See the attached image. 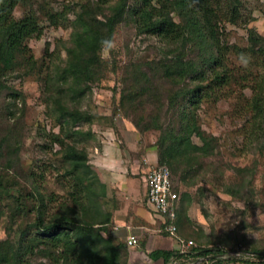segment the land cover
Returning a JSON list of instances; mask_svg holds the SVG:
<instances>
[{
  "label": "rangeland",
  "instance_id": "374dc122",
  "mask_svg": "<svg viewBox=\"0 0 264 264\" xmlns=\"http://www.w3.org/2000/svg\"><path fill=\"white\" fill-rule=\"evenodd\" d=\"M29 1L14 7L12 15L19 18L25 10L31 9L40 26V34L23 40L25 53L17 54L13 68L0 76V110L4 112L0 116V137L6 138L0 149V240L7 239L12 243L19 239L21 230H26L28 236L34 234L30 223L36 216V193L43 197L42 218L45 222L65 208L77 210L69 197L73 184L71 175L83 172L103 184L95 170V159L103 148L102 144L111 151L114 147L119 149L123 157L124 154L129 157L128 160H140L143 152L149 150L154 152L156 160L159 159V130L138 131L131 121L132 115L125 116L118 107L120 90L123 80L127 83L131 79V65H139L152 82L146 63L169 59L180 48L177 42L167 44L158 37L138 33L126 15L114 29L109 47L102 45L96 51L103 68L99 79L81 83L82 92L76 94L66 87L69 79L61 83L58 72L66 61L65 48L70 44L72 31L70 22L79 9L78 5L97 0ZM107 1L103 6L114 3V0ZM45 13L55 14L54 25L49 23ZM239 13L241 21L223 23L220 27L219 40L229 47L225 67L233 77L248 71L250 76H255L263 67L254 63L256 59L248 53L236 51L247 47L248 29L264 37V0H240ZM170 15L178 21L174 12ZM232 46L236 47L234 51ZM184 51L187 53L181 60L193 62L198 70L200 51L191 43L185 45ZM191 78L185 77L180 85L190 87L194 83H203L201 79L192 81ZM159 85L167 87L163 82ZM208 93L205 96L200 93V98L193 100V104L189 103L188 94L184 99L178 97L167 110L162 92L157 122L166 121L169 126L178 128L180 120L176 107H184L187 116L191 115L189 121L202 133L210 148L207 156L200 160V169L192 185L185 186L178 179L179 167L170 171L178 198L183 193L187 195L182 212L186 236L181 237L191 239L197 246H217L223 248L224 255L233 253V256L241 257L245 255L239 249L242 245L234 246L238 239L254 242L257 246L264 244L263 138L259 134L253 140L247 137L248 114L243 110V103L250 95L248 87L231 81ZM54 100L68 109L85 111L96 117L90 122L79 121L71 125L59 116ZM54 134L62 144L83 150L85 160L79 170L73 169L71 163L62 157L65 145L52 141ZM190 140L201 144L193 133ZM127 148L132 151L126 153ZM227 186L237 187L238 195L225 192ZM15 198H19L21 209L9 219ZM96 200L100 209L108 213L105 193ZM230 246H233L232 250L227 251ZM30 258L31 255L26 254L23 259ZM29 261L50 264L40 256Z\"/></svg>",
  "mask_w": 264,
  "mask_h": 264
},
{
  "label": "trees",
  "instance_id": "16d2710c",
  "mask_svg": "<svg viewBox=\"0 0 264 264\" xmlns=\"http://www.w3.org/2000/svg\"><path fill=\"white\" fill-rule=\"evenodd\" d=\"M29 2V0H0V76L13 68L17 54L25 53L23 40L28 37H38L40 34V26L31 9L25 10L19 18H14L12 15L14 7ZM107 2V0H97L94 3L85 1L79 4V9L70 22L72 31L69 37L70 44L65 48L67 57L58 72L61 83L70 80L69 85L66 86L69 91L80 94L81 83L99 79L103 68L96 51L102 45L109 47L114 29L126 18L124 16L128 15L129 21L138 33L158 37L167 44L176 42L180 44V48L171 58L146 63L153 77L152 82L147 74L140 70L139 65H131L129 67L131 79L127 83L124 79L120 90L118 107L125 116L132 115L131 121L138 131L151 128L159 130L157 138L159 159L156 160V164L165 165L170 171L179 167L178 179L183 185L190 186L194 182L197 170L200 169L201 158L207 156L210 150L202 133L189 121L192 120L191 115L187 116L184 107H176L177 118L180 120L178 128L169 126L166 121L157 122L158 107L162 105L161 93L163 92L166 98L167 110H170L178 97L184 99L188 94L189 103L193 104V100L195 102L200 98V93L203 92L204 96L209 95L208 92L213 93L217 88L231 81L241 87L249 88L250 95L243 103V110L248 114L247 137L253 140L259 134L263 138L264 147V37L248 29L247 47L242 51L240 49L236 51V53H248L256 59L254 63L263 67V70L255 76H250L247 69L248 72L233 77L225 67L226 52L229 47L219 40L222 33L220 27L223 23L235 24L241 21L240 0H114V3L103 6ZM171 12L176 14L177 22L172 19ZM45 14L49 23L54 25L55 14ZM189 43L201 53L198 70L193 62L181 60L187 53L184 47ZM232 47L234 51L236 47ZM193 75L195 78L192 77ZM185 77H192L190 79L192 81L201 79L203 83L182 87L180 84L184 82ZM159 82H163L167 87L159 85ZM54 103L59 116L63 121H69L71 125L79 121L90 122L96 117L85 111L68 109L57 100H54ZM3 113L1 109L0 116ZM192 133L197 136L201 144L190 140ZM52 139L59 145H65L62 157L71 163L73 169L79 170L85 160L83 150H78L73 145L62 144L57 134L52 135ZM5 141L6 138L0 137V149L4 147L2 144ZM8 164L9 161L6 160V166ZM71 178L73 184L70 187L69 197L76 204L77 210L65 208L63 212L54 214L44 222L43 197L39 193L33 195L36 199V216L30 226L33 227L34 234L28 236L26 230H21L19 239L13 243L7 239L0 240V264H30L29 260L32 261L35 256L44 257L50 264H127L126 245L121 241L114 242L106 233L109 213L103 212L96 200L104 196V185L98 183L95 177L83 172L80 175H71ZM224 191L231 196H237L239 190L237 187L227 186ZM186 198L187 195L181 194L175 209L174 223L176 232L180 236H186V226L183 223L185 216L182 214ZM18 200L19 198L14 199V206L8 214L9 219L14 212L21 209ZM236 245H242L239 249L243 251H264V244L257 246L254 242L243 238L234 242V246ZM232 247L226 250L230 251ZM26 254L31 255V258L25 261L23 258ZM223 254L221 247L197 246L185 253L156 250L151 252L150 256L153 258L160 256L166 263L172 255L178 258L188 257L190 262L208 255ZM251 257L264 261V257L261 256ZM248 258L246 256L242 260L247 262Z\"/></svg>",
  "mask_w": 264,
  "mask_h": 264
},
{
  "label": "crops",
  "instance_id": "0c3cea01",
  "mask_svg": "<svg viewBox=\"0 0 264 264\" xmlns=\"http://www.w3.org/2000/svg\"><path fill=\"white\" fill-rule=\"evenodd\" d=\"M105 145L102 144L103 148L95 159V170L105 187L104 193L108 201L106 206L109 218L106 233L114 242L125 243L126 237L130 234L136 237L135 245L126 246L127 264H264V261L251 256H248L247 262L243 261L246 255L236 257L232 255L233 253L212 255L205 260L196 259L190 262L188 257L178 258L175 255L170 256L166 263L160 256L151 257L150 253L156 250L179 253L175 238L159 230V223L146 207L143 188L137 177V174L156 164L155 154L149 150L143 152L140 160L138 158L128 160L129 157L125 154L123 157L119 149L114 147L111 151L109 147L105 149ZM131 148H127L126 153ZM112 199H115L114 202ZM176 234L181 237L177 232Z\"/></svg>",
  "mask_w": 264,
  "mask_h": 264
},
{
  "label": "built area",
  "instance_id": "2783aa9c",
  "mask_svg": "<svg viewBox=\"0 0 264 264\" xmlns=\"http://www.w3.org/2000/svg\"><path fill=\"white\" fill-rule=\"evenodd\" d=\"M144 194V203L153 218L159 223V230L166 232L176 240L179 253L188 252L197 245L189 239L176 234L174 223L178 195L171 181V172L165 165L154 164L138 174ZM136 237L130 234L125 239L126 246H133Z\"/></svg>",
  "mask_w": 264,
  "mask_h": 264
},
{
  "label": "water",
  "instance_id": "95a60500",
  "mask_svg": "<svg viewBox=\"0 0 264 264\" xmlns=\"http://www.w3.org/2000/svg\"><path fill=\"white\" fill-rule=\"evenodd\" d=\"M240 252L244 253L245 255L247 256H261V257H264V251H243L241 250ZM209 257H212V256H204V257H200V258H197V261H201V260H205ZM167 264H170V263H167Z\"/></svg>",
  "mask_w": 264,
  "mask_h": 264
}]
</instances>
